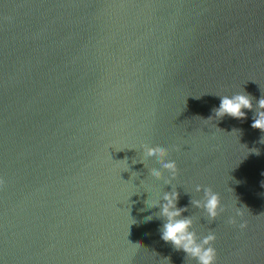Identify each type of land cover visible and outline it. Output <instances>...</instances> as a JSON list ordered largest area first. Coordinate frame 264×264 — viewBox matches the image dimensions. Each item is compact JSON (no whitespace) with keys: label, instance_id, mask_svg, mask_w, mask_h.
<instances>
[{"label":"water","instance_id":"1","mask_svg":"<svg viewBox=\"0 0 264 264\" xmlns=\"http://www.w3.org/2000/svg\"><path fill=\"white\" fill-rule=\"evenodd\" d=\"M242 92L246 118L214 117ZM262 96L264 0H0V264H197L148 207L173 190L217 264H264Z\"/></svg>","mask_w":264,"mask_h":264},{"label":"clouds","instance_id":"2","mask_svg":"<svg viewBox=\"0 0 264 264\" xmlns=\"http://www.w3.org/2000/svg\"><path fill=\"white\" fill-rule=\"evenodd\" d=\"M220 96V95H219ZM221 102L218 108H214V117L222 119L223 117L231 116L237 119L246 118L244 109L252 110L253 97L249 94L235 93L231 96H220ZM211 119V118H209ZM254 129H259L264 132V96H262L255 106V116L253 117V123L251 125ZM261 142L264 143V137H261ZM143 156L145 158H154L161 165L164 170L171 173L173 179L177 176L179 169L177 163L174 160L166 159L169 155V150L161 146H149L148 144L142 145ZM151 175L157 179L163 177V173L158 169H152ZM171 183V180L167 181ZM4 184V180L0 179V185ZM197 191L204 192V199L193 200L192 204L196 207L203 208L209 219L215 220L225 208L222 206L221 196L215 192L211 187L197 186ZM179 192L173 190L166 192L163 195L164 203L160 204L157 201H153L148 204V207H159L160 211L158 215L164 219V223L161 228L162 239L165 242L171 243L175 249L184 251L189 258L195 259L197 264H217V249L214 247V243L217 240V236L214 232H210L203 238L198 237V234L192 230L193 220L190 217L184 216L183 213L187 211V208L177 207L179 200ZM244 208H237L236 215L243 218ZM148 217L147 219H151ZM228 223L232 225L237 224L235 217L229 219ZM239 228L244 230L247 228V220L239 224Z\"/></svg>","mask_w":264,"mask_h":264}]
</instances>
